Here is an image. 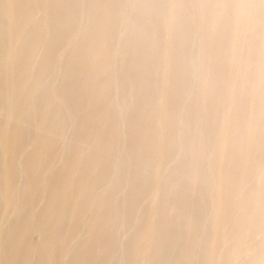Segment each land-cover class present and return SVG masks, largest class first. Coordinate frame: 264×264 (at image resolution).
<instances>
[{
  "label": "bare ground",
  "instance_id": "bare-ground-1",
  "mask_svg": "<svg viewBox=\"0 0 264 264\" xmlns=\"http://www.w3.org/2000/svg\"><path fill=\"white\" fill-rule=\"evenodd\" d=\"M261 3L0 0V264H232L264 230V10L216 6Z\"/></svg>",
  "mask_w": 264,
  "mask_h": 264
},
{
  "label": "rangeland",
  "instance_id": "rangeland-1",
  "mask_svg": "<svg viewBox=\"0 0 264 264\" xmlns=\"http://www.w3.org/2000/svg\"><path fill=\"white\" fill-rule=\"evenodd\" d=\"M244 15L247 16L248 12L247 10H244ZM243 52V50H242ZM264 115V112L263 114ZM199 139L202 141L204 139V134L201 132L199 133ZM249 142V146H253V148H255V150H257V145L256 143H258L255 140V137L253 138V136H251L248 140ZM260 149H262L259 146ZM58 151L60 152V150L58 149ZM209 155V154H208ZM249 159L253 161V166H252V171H253V176L251 175V177H249L246 182L243 184L242 188L243 191H247L249 187H251L252 185L255 184V179L254 177L256 175L259 174V169H260V165L259 163L256 161L257 157L251 156L249 155ZM249 161V160H248ZM261 184V187H263L264 189V179H256V184ZM263 184V185H262ZM241 196H246V194L241 193ZM239 197V194H235L231 197V200L233 201V203L231 205H234V210L232 212L233 215L235 214H240L239 210L241 209V207L238 206L237 202L239 201L237 198ZM150 197H148L147 200H149ZM262 202L264 203V195L263 198H261ZM236 202V204H235ZM40 206V204L37 205V207ZM255 215H257L258 217L261 218V220L264 222V214H260L258 212L255 213ZM239 217V216H237ZM85 221V220H84ZM87 221V220H86ZM231 221V219H230ZM262 225H257V226H252L250 224L249 221H246V223L244 224L243 227H241V233H240V238L238 240V245L236 248V251L234 254L231 253V251H228V254L226 256V259H229L228 261H230L232 264H245L247 262V260L250 258V254H252L254 252L255 249H257L259 247L262 235H263V228L261 227ZM234 230V228H233ZM233 230L230 227H225L224 228V234H226V236L230 237L232 236V232ZM263 230V231H262ZM33 240L36 241L38 238V235L36 233L33 234ZM122 236L120 238H118L117 243L121 242ZM223 247L220 246V250H222ZM115 253V255L119 254V251L117 250ZM236 254V257L234 256ZM221 259H215V264H220Z\"/></svg>",
  "mask_w": 264,
  "mask_h": 264
},
{
  "label": "clouds",
  "instance_id": "clouds-1",
  "mask_svg": "<svg viewBox=\"0 0 264 264\" xmlns=\"http://www.w3.org/2000/svg\"><path fill=\"white\" fill-rule=\"evenodd\" d=\"M219 9H221L222 13L225 15L228 14L230 9H236V10H248V15H251L254 10L257 8L264 10V0H262V3L260 5L255 4H240V5H227V4H221L217 5ZM246 19V16H244L243 12H241L240 16H238V20L243 22Z\"/></svg>",
  "mask_w": 264,
  "mask_h": 264
}]
</instances>
